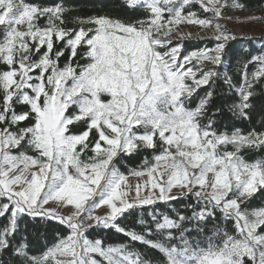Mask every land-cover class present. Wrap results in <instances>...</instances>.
Instances as JSON below:
<instances>
[{
  "label": "snow or ice",
  "instance_id": "6c2138e0",
  "mask_svg": "<svg viewBox=\"0 0 264 264\" xmlns=\"http://www.w3.org/2000/svg\"><path fill=\"white\" fill-rule=\"evenodd\" d=\"M120 9L123 18L70 20L63 0H0V253L15 264H153L139 244L159 253L156 264H264V204L248 206L264 194V106L253 123L264 51L237 62L234 82L225 56L237 37L220 22L234 19L227 10L264 21L254 14L264 0H120ZM182 24L214 46L182 54L192 35ZM225 111L250 127L221 131ZM136 211L139 230L119 223ZM51 222L63 231L33 254L21 225ZM96 229L127 242L89 238Z\"/></svg>",
  "mask_w": 264,
  "mask_h": 264
},
{
  "label": "trees",
  "instance_id": "16d2710c",
  "mask_svg": "<svg viewBox=\"0 0 264 264\" xmlns=\"http://www.w3.org/2000/svg\"><path fill=\"white\" fill-rule=\"evenodd\" d=\"M43 3L53 4L60 2V0H41ZM242 2L249 5L251 8H255L259 3L260 0H242ZM63 3L66 7L73 9L71 12L67 13L68 18L71 20L74 16H88L94 14H104L107 13L110 16L114 17H124V12L120 9V0H63ZM192 11H197L198 14L207 15L200 13V9L196 6H192ZM258 12V11H256ZM214 46V42L207 39H199L194 41H184L183 42V49L182 54H187L188 52L199 49V48H211ZM247 49V52H245ZM264 51V39L260 40H249L243 38H237L236 40L229 41L228 46L226 47V66L228 75L233 77L234 82L239 81V73L237 71L238 68V61H244L250 58V55H255L260 52ZM242 66V65H241ZM251 71V66L249 67ZM219 71H225V65H221ZM217 92L223 91L222 82L218 81L217 85ZM258 95L253 98V104L255 105L253 109L254 120L253 123H256L255 117L259 113L262 106H264V90L260 88L256 89ZM203 95V90L200 93ZM223 98L217 96L214 103L211 105V110L215 111L217 107L222 106ZM217 127L223 131L225 129L231 130L233 127H240L242 129H247L250 125L247 122L236 121L231 118V114L228 112H224L222 116H218L217 118ZM145 155H149L148 153H142L140 155H134L131 158L125 157L122 161H120L118 167L121 171L127 172L130 168H136L143 160ZM260 156H264V153L257 154L256 158ZM175 203V202H174ZM264 204V194L256 195L249 203L250 208H255ZM158 208L159 211L169 213L174 215L171 212V209L164 205L159 204L155 206ZM175 207L182 208V204H175ZM141 213L136 211L131 215H126L119 223L122 226L129 227V228H136L137 230L140 229L138 224V220L140 218ZM146 216V213H145ZM4 223L3 219L0 218V224ZM230 227V225H229ZM212 225L209 224L208 228L206 229V235L211 234ZM62 226H59L56 222H51L48 225L43 224H27V231H24V225H21V236H28L30 246L32 249L33 254H39L43 251L45 244H50L53 237L56 235L57 232H62ZM89 238H102L105 244H117V243H125L127 242V238L121 234L116 233L113 230H103V229H96L90 232ZM191 239V237H189ZM175 243V242H174ZM203 246V245H202ZM136 249L146 253L148 258L153 260V264H156V261L159 258V253L151 250L145 249L142 245L137 244ZM0 260L6 262V264H15V258L11 256L10 253L4 252L0 253Z\"/></svg>",
  "mask_w": 264,
  "mask_h": 264
},
{
  "label": "rangeland",
  "instance_id": "374dc122",
  "mask_svg": "<svg viewBox=\"0 0 264 264\" xmlns=\"http://www.w3.org/2000/svg\"><path fill=\"white\" fill-rule=\"evenodd\" d=\"M199 8V5H196ZM252 12H241V11H231L227 10L225 12L226 16H232L234 19L232 20H222L221 23L225 24V26L232 31L237 38H243V39H249V40H260L264 39V21L261 22H249V23H241L238 22L235 17H244L247 15H252ZM255 15H264V12L258 11L254 13ZM210 15V14H207ZM176 28L185 33H192L190 37H185L184 41H194L199 40L197 37V33H199L200 36L205 37L204 39L211 40L207 38L210 33H207L205 31H202L199 26L196 25H187L182 24L176 26ZM173 40L174 43L178 42L179 36L176 34V32H173ZM213 41V40H211ZM214 42V41H213Z\"/></svg>",
  "mask_w": 264,
  "mask_h": 264
}]
</instances>
